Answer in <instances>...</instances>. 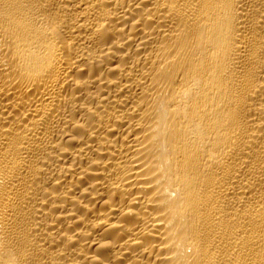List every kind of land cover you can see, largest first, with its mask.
Masks as SVG:
<instances>
[{"label":"bare ground","instance_id":"obj_1","mask_svg":"<svg viewBox=\"0 0 264 264\" xmlns=\"http://www.w3.org/2000/svg\"><path fill=\"white\" fill-rule=\"evenodd\" d=\"M0 264H264V0H0Z\"/></svg>","mask_w":264,"mask_h":264}]
</instances>
